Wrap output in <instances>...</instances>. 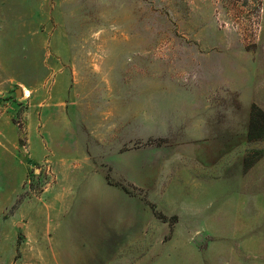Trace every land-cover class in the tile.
I'll return each instance as SVG.
<instances>
[{
	"label": "rangeland",
	"instance_id": "1",
	"mask_svg": "<svg viewBox=\"0 0 264 264\" xmlns=\"http://www.w3.org/2000/svg\"><path fill=\"white\" fill-rule=\"evenodd\" d=\"M253 105L264 0H0V264H264Z\"/></svg>",
	"mask_w": 264,
	"mask_h": 264
},
{
	"label": "trees",
	"instance_id": "2",
	"mask_svg": "<svg viewBox=\"0 0 264 264\" xmlns=\"http://www.w3.org/2000/svg\"><path fill=\"white\" fill-rule=\"evenodd\" d=\"M250 114L248 140L251 143L261 142L264 139V112L253 105Z\"/></svg>",
	"mask_w": 264,
	"mask_h": 264
},
{
	"label": "water",
	"instance_id": "3",
	"mask_svg": "<svg viewBox=\"0 0 264 264\" xmlns=\"http://www.w3.org/2000/svg\"><path fill=\"white\" fill-rule=\"evenodd\" d=\"M18 94L20 95V94H21V92L19 91V92H18ZM198 240L200 241V240H201V237H198Z\"/></svg>",
	"mask_w": 264,
	"mask_h": 264
},
{
	"label": "bare ground",
	"instance_id": "4",
	"mask_svg": "<svg viewBox=\"0 0 264 264\" xmlns=\"http://www.w3.org/2000/svg\"><path fill=\"white\" fill-rule=\"evenodd\" d=\"M26 94H27V92H26Z\"/></svg>",
	"mask_w": 264,
	"mask_h": 264
}]
</instances>
